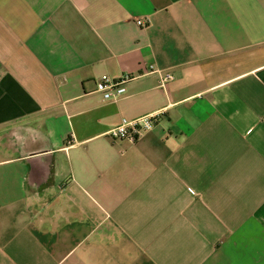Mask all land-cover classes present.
<instances>
[{"label": "crops", "instance_id": "crops-1", "mask_svg": "<svg viewBox=\"0 0 264 264\" xmlns=\"http://www.w3.org/2000/svg\"><path fill=\"white\" fill-rule=\"evenodd\" d=\"M0 264H264V0H0Z\"/></svg>", "mask_w": 264, "mask_h": 264}, {"label": "built area", "instance_id": "built-area-1", "mask_svg": "<svg viewBox=\"0 0 264 264\" xmlns=\"http://www.w3.org/2000/svg\"><path fill=\"white\" fill-rule=\"evenodd\" d=\"M136 23L144 25V20L139 18ZM148 70L149 72L161 74V84H166L172 79V75L169 72H163V70L153 66H150ZM134 78L135 76L129 73H124L117 78L104 74L95 81V92L100 93L105 101L119 100L125 96L126 86ZM160 114V112H155L134 119L122 118L117 126L109 130L107 135L115 141L136 142L156 126Z\"/></svg>", "mask_w": 264, "mask_h": 264}]
</instances>
